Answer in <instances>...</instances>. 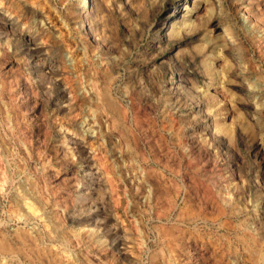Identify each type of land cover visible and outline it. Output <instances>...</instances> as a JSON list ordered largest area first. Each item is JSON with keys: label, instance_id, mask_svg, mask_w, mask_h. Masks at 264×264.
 <instances>
[{"label": "rangeland", "instance_id": "374dc122", "mask_svg": "<svg viewBox=\"0 0 264 264\" xmlns=\"http://www.w3.org/2000/svg\"><path fill=\"white\" fill-rule=\"evenodd\" d=\"M32 1L30 22L46 29L38 56L54 68L30 62L38 48L20 40L0 76V232L24 249L19 264H261L264 218L255 206L264 210V193L252 181L256 146L264 152V0H187L184 21L167 19L177 0H87L88 28L102 35L95 45L82 42L81 0ZM1 2L13 26L33 30ZM72 57L76 69L61 62ZM174 79L181 87L173 92ZM106 87L125 114L103 105ZM215 88L227 93V109ZM193 94L214 97L212 134L195 116ZM26 199L35 209L20 221Z\"/></svg>", "mask_w": 264, "mask_h": 264}, {"label": "bare ground", "instance_id": "6f19581e", "mask_svg": "<svg viewBox=\"0 0 264 264\" xmlns=\"http://www.w3.org/2000/svg\"><path fill=\"white\" fill-rule=\"evenodd\" d=\"M8 1V3H10V6H12V7H15L14 9H16L18 12H19V14H21L20 16H22L23 17V20H24V23L26 24V26L27 27H31V25H33V30H27V31H22L21 29L19 30V28L17 29L15 26H13V24H12V22H10V20H9V14H7L6 15V11L8 10V8H5V12L4 11H0V76H1V74L3 73V70H4V68L6 67V65H4L5 64V60H4V57H7L6 55H7V53L9 52V51H12L13 49V42L14 41H20V40H23V41H25L26 43H30V44H32V46L34 45V47L37 49L36 51V57L35 58H32V59H30L29 61L30 62H32L33 64H38L39 62V64H40V66L39 67H43V68H48V73H49V69H51V68H54V65L52 64V63H50V62H47V60L45 61L44 60V58L43 57H39L40 55H39V53H38V51H39V49L42 47H40V45H42V44H40V42H38V39H39V35H40V30H46V29H44L45 27H43L42 26V24H40V22L42 21L41 19V21H32V23H35V24H31V22H30V20H31V16H33L35 13H36V8H35V3L36 2H34L33 3V1L32 0H28V2H29V8H27V10H20L19 8L21 7V6H18L17 4H14L12 1H14V0H12V1H10V0H7ZM6 1V2H7ZM37 1V0H36ZM99 1V0H98ZM1 2V1H0ZM40 2V1H39ZM100 3H102L101 1H99ZM99 2H97V4L99 3ZM187 0H177V3H176V6H174L173 7V9H172V11H171V14H170V16H168L169 18H167L168 19V21H169V19H173V16H181L182 15V13L183 12H186V11H184L186 8H187ZM8 3H6V4H8ZM18 3V2H17ZM31 3V4H30ZM43 3V2H42ZM1 4H2V6H5L4 5V3H2L1 2ZM40 4V3H39ZM38 4V5H39ZM192 4V3H191ZM38 5H37V7H38ZM42 5V4H41ZM101 5V4H100ZM104 5V4H103ZM197 5V4H196ZM97 6V5H96ZM106 6V5H105ZM204 6V5H203ZM9 7V6H8ZM19 7V8H18ZM42 8L44 7L45 8V6H41ZM103 7V6H102ZM188 7H190V6H188ZM192 7H194V6H192ZM206 7V6H205ZM22 8V7H21ZM39 8H40V6H39ZM97 8H98V6H97ZM195 8V7H194ZM194 8H192V9H194ZM10 9V8H9ZM13 9V8H12ZM25 9V8H24ZM203 9H204V7H203ZM245 9V8H244ZM3 10V9H2ZM16 10H14V12L16 11ZM47 10V9H46ZM46 10H44V12L46 11ZM77 10L80 12V13H82L83 14V19H84V21H85V31H84V34L82 35V38L84 39V41H82V38H79V39H81V41L82 42H88L89 44H90V42H91V44L93 43V45H95L94 43H96L97 42V40L99 39V37L98 36H100V32L99 31H96L95 32V30L93 31V30H89V28H88V26H89V22L93 19V18H90V21H89V19H87V10H88V6H87V0H81V2L79 1V3L77 4ZM92 10V9H91ZM99 10H100V7H99ZM105 10V9H104ZM191 10V9H190ZM189 10V11H190ZM14 12H12L11 14L13 15V13ZM47 12V11H46ZM77 12V11H76ZM102 13V12H101ZM186 13H188V12H186ZM45 14V13H44ZM47 14V13H46ZM72 14V13H71ZM98 14V13H97ZM96 14V15H97ZM122 14V13H121ZM189 14V13H188ZM70 15V14H69ZM98 15H101V14H98ZM97 15V16H98ZM185 15V14H184ZM184 15H182V20H183V17H184ZM43 15H41V17H42ZM45 16V15H44ZM77 16V15H76ZM188 16V15H187ZM19 17V16H18ZM50 17V14H49V12H48V14H47V17L46 18H49ZM73 17V16H72ZM75 17V16H74ZM89 17V16H88ZM96 17V16H95ZM123 17V16H122ZM20 18V17H19ZM40 18V17H39ZM52 18H54V17H51L50 19H52ZM77 18H79V17H77ZM98 18V17H97ZM179 18V17H178ZM17 19V18H16ZM34 19V18H33ZM42 19H43V17H42ZM70 19V18H69ZM95 19V18H94ZM167 19H166V21L164 22V24L167 22ZM190 19V18H189ZM22 20V19H21ZM45 20V19H44ZM43 20V21H44ZM182 20H179V21H182ZM186 20V19H185ZM14 21V20H13ZM20 21V20H19ZM48 21V20H47ZM70 21V20H69ZM94 21V20H93ZM174 21V20H173ZM184 21V20H183ZM21 23H23V21H20ZM54 22V21H53ZM62 22V21H61ZM77 22H78V20H77ZM191 22V21H190ZM18 23V22H17ZM45 23H47V22H45ZM170 23V22H169ZM169 23H167V26H169ZM217 23V22H216ZM16 24V23H15ZM48 26L49 27H52V26H50L51 24H50V21H48ZM55 24V23H54ZM92 24V23H91ZM96 24V23H95ZM190 24V23H189ZM211 24H213V23H211ZM18 25V24H17ZM16 25V26H17ZM45 25V24H44ZM81 25H83V24H81ZM163 25V24H162ZM171 25V24H170ZM175 25V24H174ZM185 25V22H184V24H183V26ZM77 26V25H76ZM84 26V25H83ZM92 26H93V24H92ZM96 26V25H95ZM101 26V25H100ZM173 26V25H172ZM186 26V25H185ZM189 26V25H188ZM54 27V26H53ZM52 27V28H53ZM60 27V26H59ZM74 27V26H73ZM79 27V26H78ZM94 27V26H93ZM117 27V26H116ZM166 27V26H165ZM187 27V26H186ZM215 27V26H214ZM46 28H48V27H46ZM91 28V27H90ZM95 29H96V27H94ZM173 27H171V29H172ZM60 29V28H59ZM93 29V28H92ZM101 29H102V26H101ZM63 30V29H62ZM79 30V29H78ZM82 30V29H81ZM173 30V29H172ZM172 30H170V32H168L169 31V28H168V30H166V29H164L162 32L163 33H168V34H170V35H173V34H171V31ZM70 31V30H69ZM43 32V31H42ZM159 32V31H158ZM173 32V31H172ZM53 33H55V32H53ZM99 35H98V34ZM42 34V33H41ZM104 34V33H103ZM161 34V33H160ZM44 35H46L47 37L49 36V33H45ZM53 35V34H52ZM54 36V35H53ZM169 36V35H168ZM220 36H222L221 38H223V36L224 35H220ZM79 37V36H78ZM102 37V35L100 36V38ZM113 37V36H112ZM49 38V37H48ZM51 38V37H50ZM56 38V37H55ZM62 38V37H61ZM47 39V38H46ZM72 39V38H71ZM77 39V38H76ZM51 40V39H50ZM63 40V39H62ZM77 41V40H76ZM21 42V41H20ZM49 42V41H48ZM53 42V41H52ZM56 42V41H55ZM66 42V41H65ZM71 42V41H70ZM78 43L80 42V41H77ZM99 42V41H98ZM54 43V42H53ZM75 43V42H74ZM80 44H82L81 42H80ZM86 44V43H85ZM100 44H101V42H100ZM72 45V44H71ZM76 45V44H75ZM75 45H73V46H75ZM97 45V44H96ZM83 47H85V45L83 44L82 45ZM89 47V46H88ZM98 47V46H97ZM15 48V47H14ZM75 48V47H74ZM89 48H91V47H89ZM93 48V47H92ZM33 49V48H32ZM82 49V48H81ZM87 49V48H86ZM97 49V48H96ZM14 50H16V49H14ZM35 50V49H34ZM71 50V49H70ZM82 50H84V49H82ZM69 51V50H68ZM81 51V50H80ZM94 51H95V49H94ZM75 52V51H74ZM86 52V51H85ZM91 52H92V50H91ZM67 53V52H66ZM70 53V52H69ZM76 53V52H75ZM78 53V52H77ZM77 53H76V58L77 57H79V56H77ZM81 53H82V51H81ZM80 53V54H81ZM84 53V52H83ZM82 53V55H84V54H86L85 56H87V53H84L83 54ZM96 53V52H95ZM203 53V52H202ZM44 54V53H43ZM93 54V53H92ZM39 55V56H38ZM73 55V54H72ZM82 55H80V56H82ZM100 55V54H99ZM9 56V55H8ZM16 56V55H15ZM20 56V55H19ZM34 56V55H33ZM45 56V55H44ZM65 56V55H64ZM84 56V57H85ZM89 56H91V54H89ZM204 56V55H203ZM24 57V56H23ZM73 58L71 61L70 60H68V61H65V60H63L62 61V59H61V62H62V64H64V65H68V66H73L74 68H75V66H76V58ZM17 58V57H16ZM63 58V57H62ZM65 58H66V56H65ZM79 58H81V57H79ZM22 59V58H21ZM28 59V58H27ZM69 59V58H68ZM86 61H88V57H86ZM17 60V59H16ZM18 60H20L19 58H18ZM103 60V59H102ZM28 61V60H27ZM78 61V60H77ZM60 62V61H59ZM54 63V62H53ZM80 62H78V64H79ZM82 63V62H81ZM90 63V62H89ZM32 64V65H33ZM85 64H86V62H85ZM63 65V66H64ZM35 66V65H34ZM57 66V65H56ZM58 66H59V63H58ZM63 66H62V68H63ZM80 66V65H79ZM79 66H78V68H79ZM90 66V65H89ZM29 67V66H28ZM36 67V66H35ZM34 67V69H36ZM38 67V68H39ZM86 67V66H85ZM65 68H66V66H65ZM77 68V69H78ZM84 68V67H83ZM31 69V68H30ZM34 69H32V71L34 70ZM40 69H42V68H40ZM55 69H57V68H55ZM54 69V70H55ZM69 69V68H68ZM71 69V68H70ZM69 69V70H70ZM76 69V68H75ZM80 70H82L81 68H79ZM43 70V69H42ZM41 70V71H42ZM67 70V69H66ZM65 70V71H66ZM68 70V71H69ZM74 70V69H73ZM31 71V70H30ZM34 71H36V70H34ZM38 71H40V70H37V72ZM41 71H40V73H41ZM75 71V70H74ZM37 72H36V74H37ZM45 72V71H44ZM50 72H52V71H50ZM210 72H211V70H210ZM35 74V75H36ZM38 74H39V72H38ZM40 75V74H39ZM29 76V75H28ZM32 76V75H31ZM37 76V75H36ZM41 76H44V75H42V73H41ZM48 77H50V76H48ZM179 77H181V76H179ZM179 77H177V78H179ZM184 77V76H183ZM0 79H1V77H0ZM31 79V78H30ZM43 79H45V78H43ZM48 79V78H47ZM172 79V78H171ZM175 80V79H174ZM184 80V79H183ZM93 81V80H92ZM176 81V80H175ZM168 81V87L170 88V90L171 91H176V89H177V87L178 86H180L181 87V82H180V80H178V81ZM29 83V82H28ZM31 83V82H30ZM183 83V82H182ZM97 85V84H96ZM78 86V85H77ZM92 86V85H91ZM93 86L95 87V85L93 84ZM107 86V85H106ZM183 86H185V85H183ZM84 87H87V86H84ZM108 87V86H107ZM106 87V88H107ZM72 90H74L75 91V89H74V86H72ZM89 88V87H88ZM93 88V87H92ZM99 88V87H98ZM186 88V87H185ZM90 89V88H89ZM95 89H97V88H95ZM179 89V88H178ZM187 89V88H186ZM42 90V89H41ZM72 90H71V92H72ZM94 90V89H93ZM180 90V89H179ZM181 90H183V88L181 89ZM215 90H217V91H215L216 93H219V95H220V100L222 101L221 103H223V107H226L227 105H226V101H228L227 100V93H225L224 92V90H222L221 91V89L220 90H218V88H215ZM89 91V90H88ZM95 92H96V90H94ZM93 91V92H94ZM186 92H188L187 90H185ZM41 92V91H40ZM46 92H47V90H46ZM168 92H169V90H168ZM167 92V93H168ZM172 92V93H173ZM180 92V91H179ZM189 92H190V90H189ZM97 93H99L98 91H97ZM170 93V92H169ZM171 93V94H172ZM198 93V92H197ZM43 94V93H42ZM44 94H46V93H44ZM73 95L74 94H76V92H73L72 93ZM93 94V93H92ZM200 94V93H199ZM71 95V94H70ZM94 95H95V93H94ZM93 95V96H94ZM99 95V94H98ZM97 95V96H98ZM100 95H102V96H100L102 99H101V101L103 102V105H104V103L105 104H107L108 105V107L109 108H111L112 109V111L114 110V111H116L117 113H119L120 115H122L123 113L125 114V109L122 107V105L120 106V102L119 103H117V101L115 100L116 98H113V97H111L110 96V93L108 92V88L105 90V92L103 93V94H100ZM179 95V94H178ZM194 96L195 95H198V94H193ZM206 95V94H205ZM209 95V94H208ZM75 97L76 96H78V95H74ZM96 96V95H95ZM181 96H184V95H181ZM187 96V95H186ZM186 96H184V97H186ZM194 96H192V97H194ZM84 97V96H83ZM172 97V96H171ZM184 97H182V98H184ZM216 97V96H215ZM74 97H72V99H73ZM93 98H95V97H93ZM92 98V99H93ZM188 98H189V95H188ZM195 98V97H194ZM194 98H193V100H194ZM214 97L213 96H202V97H199V95L198 96H196V98H195V101L192 103L193 104V109L195 110V116H197L199 119H200V122H207V127H206V125H205V127L207 128V131H209L210 132V134H212L213 132H214V129H216L215 131H217V128H215L216 126H218L217 124L218 123H220L219 122V120H218V117L216 118V117H212L211 115H213V114H211V115H208V113L207 112H209V109L207 110L206 108H207V103L210 101V100H212ZM86 99V98H85ZM131 99V98H130ZM129 99V100H130ZM166 99V98H165ZM185 99V98H184ZM192 99V98H191ZM84 100V99H83ZM134 100V99H133ZM170 100V99H169ZM183 100V99H182ZM182 100H181V102L180 103H182ZM192 100V101H193ZM215 100H216V98H215ZM72 101V100H71ZM74 101V100H73ZM77 101V100H76ZM76 101H75V103H76ZM99 101H100V99H99ZM166 101V100H165ZM167 101H168V99H167ZM179 101V100H178ZM177 101V102H178ZM98 102V101H97ZM101 103V102H100ZM214 103V102H213ZM126 104V103H125ZM188 104V103H187ZM129 105V104H128ZM127 105V106H128ZM131 105V104H130ZM185 105V104H184ZM100 106H101V104H100ZM189 106V105H188ZM222 106V105H221ZM98 107V106H97ZM96 106H95V108H97ZM129 107V106H128ZM131 107L133 108V106H130V108L129 109H131ZM190 107V106H189ZM101 108H103V106L101 107ZM135 108V107H134ZM98 109H99V107H98ZM226 109H227V107H226ZM102 110V109H101ZM104 110V109H103ZM133 110V109H132ZM106 111V110H105ZM105 111H104V114H105ZM110 110H108L107 111V114H108V112H109ZM111 111V112H112ZM131 111V110H130ZM15 112V111H14ZM99 112V111H98ZM123 112V113H122ZM213 112V111H212ZM231 112V111H230ZM102 113V112H101ZM122 113V114H121ZM189 113V112H188ZM211 113V112H210ZM114 113H112V115H113ZM125 116V115H124ZM134 116V115H133ZM194 116V117H195ZM193 117V118H194ZM232 117V116H231ZM125 118V117H124ZM133 118L134 117H132V120H133ZM138 118V117H137ZM179 118V117H178ZM177 118V119H178ZM186 118V117H185ZM122 119V118H121ZM198 119V120H199ZM231 119V118H230ZM122 121H124V120H122ZM193 121V120H192ZM231 121V120H230ZM194 122H195V120H194ZM197 122V121H196ZM199 122V121H198ZM205 122V123H206ZM118 123V122H117ZM228 123V122H227ZM248 123V122H247ZM188 124V123H187ZM195 124V123H194ZM198 123H196L194 126H196ZM199 124H201V123H199ZM202 125V124H201ZM126 126V125H125ZM232 126V125H231ZM141 127V126H140ZM201 127V126H200ZM223 127V126H222ZM222 127L221 128H219L218 127V129H222ZM199 128V127H198ZM197 128V129H198ZM139 129V128H138ZM225 129V128H224ZM224 129H222V130H224ZM192 130V129H191ZM202 130H205V129H203V126H202ZM130 131V130H129ZM197 131V130H196ZM201 131V130H200ZM212 132V133H211ZM224 132V131H223ZM193 134H194V132H192ZM196 133H198V132H196ZM216 133V132H215ZM206 134V133H205ZM206 135H209V134H206ZM195 136V135H194ZM197 136V135H196ZM195 136V137H196ZM210 136V135H209ZM213 136V135H212ZM233 136V135H232ZM243 136V135H242ZM234 137V136H233ZM254 137V136H253ZM252 137V138H253ZM95 138V137H94ZM197 138V137H196ZM251 138V139H252ZM255 139V138H254ZM195 140V139H194ZM194 140H193V142H194ZM199 140V139H198ZM230 140V139H229ZM191 141V140H190ZM253 141V140H252ZM257 141V140H256ZM191 143H192V141H191ZM233 143V142H232ZM192 144H194V143H192ZM191 144V145H192ZM229 144V143H228ZM201 145V144H200ZM196 147H197V145H196ZM200 147V146H199ZM198 147V148H199ZM263 147V146H262ZM262 147H260V146H256V149H255V153L254 154H259L260 156H259V158H258V160L256 161H254V162H257V164H258V173L255 175V178L253 179V185L257 188V190L258 189H260V192H261V194L262 193H264V168H262V163L264 164V152L262 151ZM93 149V148H92ZM96 149H94V151H95ZM199 150V149H198ZM103 152H105V153H107L106 151H102V154H100L101 155V157H102V155H104L103 154ZM96 154H97V152H96ZM100 155H99V157H100ZM105 156H106V154H105ZM105 157L103 156V160H105L104 159ZM107 160V159H106ZM105 160V161H106ZM109 160V159H108ZM110 161V160H109ZM256 164V165H257ZM109 166V165H108ZM111 166V165H110ZM212 166H214L213 164H212ZM211 166V167H212ZM210 167V168H211ZM264 167V166H263ZM111 171V170H110ZM91 172V171H90ZM89 172V173H90ZM93 174V173H92ZM220 174V173H219ZM89 175H91V174H89ZM218 175V174H217ZM95 176H97V174L95 175ZM109 176V175H108ZM223 176V175H222ZM219 177V175L216 177V178H218ZM97 178H99V177H97ZM107 178V177H106ZM220 178V177H219ZM95 179V178H94ZM92 180V179H91ZM98 180V179H97ZM99 180H100V178H99ZM102 180V179H101ZM100 180V181H101ZM108 180V179H107ZM216 180V179H215ZM215 180H213L212 179V181L211 182H213L214 181V184H215ZM95 181V180H94ZM106 181V180H105ZM97 182V181H96ZM107 182H110V181H107ZM106 182V183H107ZM217 182H218V179H217ZM220 182V181H219ZM98 183V182H97ZM96 183V184H97ZM1 184V183H0ZM130 184H131V182H130ZM133 184V183H132ZM94 185V184H93ZM99 185L100 184H98V187H99ZM134 185H135V183H134ZM220 185H222V184H220ZM96 186V185H95ZM2 187V186H1ZM94 187V186H93ZM205 187H207V186H205ZM221 187V186H220ZM3 188V187H2ZM151 188V187H150ZM153 188V187H152ZM139 189V188H138ZM137 189V190H138ZM154 189H152V191H153ZM150 191V190H149ZM19 192V191H18ZM136 192V191H135ZM139 192V191H138ZM146 192V191H145ZM233 192V191H232ZM84 194V193H83ZM160 194H161V192H160ZM218 194V193H217ZM233 194V193H232ZM23 196V195H22ZM219 196H220V194H219ZM16 197V196H15ZM19 197V196H18ZM18 197H17V199H18ZM27 197V196H26ZM229 197V196H228ZM23 198H24V196H23ZM211 198H213V197H211ZM225 197H223V199H224ZM230 198V197H229ZM17 199H15L14 200V198H13V200H14V202L12 201H10V204L11 203H15V201L17 200ZM221 199V198H220ZM223 199H221L222 201H223ZM11 200V199H10ZM20 200H22V199H20L19 198V201ZM27 200L28 199H26V202H27ZM189 200V199H188ZM226 200H227V198H225L224 199V201H225V203H227L226 202ZM173 202L172 203H175V201L174 200H172ZM208 201H213V200H209L208 199ZM228 201V200H227ZM190 202V201H189ZM209 202V203H210ZM214 202V201H213ZM259 202V201H258ZM25 203V202H24ZM28 203V202H27ZM27 203H26V205L25 206H22L21 205V207L19 206V204H20V202H19V204H17V202H16V204L19 206V208H20V210H19V208L15 211L16 212V216H17V219H19L20 221L21 220H25L26 219V213L28 212V211H30V210H33V209H35V208H33V206H32V204H34V203H31V204H29L28 203V205H27ZM215 203H216V201H215ZM215 203H213V204H215ZM229 203V202H228ZM177 203H175V205H176ZM218 204V203H217ZM224 204V203H223ZM230 204V203H229ZM260 204V203H259ZM15 205V204H14ZM173 205V204H172ZM175 205H173V206H175ZM187 206V205H186ZM193 206V205H192ZM195 206V205H194ZM218 206V212H220L221 214L223 213V211H224V208L221 206L220 207V204L219 205H217ZM235 206V205H234ZM177 207H178V205H177ZM255 207H258L257 208V210L258 211H261V213H262V215L259 213V216H260V219H262V218H264V210H261L262 208L258 205V203H257V205L255 206ZM10 208H11V205H10ZM9 208V209H10ZM23 208V209H22ZM27 208V209H26ZM198 208H199V205H198ZM217 208V207H216ZM235 208V207H234ZM15 209H16V206H15ZM178 209H180V212H182V214L183 213H185V214H188V213H192L193 211L191 210V209H187V208H184L183 206H180ZM193 209V208H192ZM194 209H195V207H194ZM201 209V208H200ZM13 210V209H12ZM26 210V211H25ZM28 210V211H27ZM214 210V209H213ZM216 210V211H217ZM34 211V210H33ZM201 211V210H200ZM217 212V213H218ZM32 213H34V215H35V212H32ZM181 214V213H180ZM199 214V213H198ZM29 215V214H28ZM38 215H39V213H38ZM208 215V214H207ZM218 215H219V213H218ZM194 216V215H193ZM213 216V215H212ZM12 217V216H11ZM35 217V216H34ZM214 217V216H213ZM219 217V216H218ZM259 218V217H258ZM17 219H15V220H17ZM32 219V218H31ZM30 219V220H31ZM36 219H38V217L36 218ZM33 220V219H32ZM228 220V219H227ZM263 220V219H262ZM28 221V220H27ZM26 221V222H27ZM224 221V220H223ZM23 223V222H22ZM25 224V223H24ZM35 225V224H34ZM18 226V225H17ZM252 227V226H251ZM19 228V227H18ZM20 228H21V226H20ZM255 229V228H254ZM15 230H17L16 228H15ZM117 230V229H116ZM19 231V230H18ZM25 231V230H24ZM27 231V230H26ZM25 231V232H26ZM12 232H13V230H12ZM14 233H15V231H14ZM18 233V232H17ZM22 234H24L23 232H21ZM262 234L264 233V232H261ZM9 234V233H8ZM21 234V235H22ZM29 234V233H28ZM28 234L27 235H25L24 234V236H28ZM14 235V234H13ZM17 235V234H16ZM20 235V236H21ZM18 236H19V234H18ZM19 238V237H18ZM26 238V241H28L27 240V237H25ZM33 238V237H32ZM31 238V239H32ZM241 238H243V237H241ZM21 239V238H20ZM34 239V238H33ZM32 239V240H33ZM243 240V239H242ZM31 241V240H30ZM33 242H35V240L33 241ZM33 242H30V243H33ZM18 243V242H17ZM19 243H20V241H19ZM245 243V242H244ZM254 243V242H253ZM20 244H25L24 243V241L22 240L21 241V243ZM35 244V243H34ZM37 244V243H36ZM29 245V243L26 245V247ZM38 245V244H37ZM36 245V246H37ZM245 246V245H244ZM257 246V245H256ZM35 247V246H34ZM245 247H247L248 248V246H245ZM251 247V246H250ZM29 248V247H28ZM31 248H33L32 246H31ZM31 248L29 249L30 251H31ZM189 248V247H188ZM260 248H262L261 246H260ZM260 248H258L257 250H255L256 251V256H255V261H258V262H260L261 264H264V248L263 249H260ZM36 249V248H35ZM38 249H39V246H38ZM174 249V248H173ZM250 249V248H249ZM24 249H22V247H21V245H19V244H16V243H14V242H12L11 240H10V238L7 236V233H2V232H0V264H19V259L18 258H20V254H22V253H24V251H23ZM34 250V248L32 249V251ZM37 250V249H36ZM36 250L34 251V252H36ZM40 250V249H39ZM171 250V249H170ZM26 252V251H25ZM45 252V251H44ZM30 253V252H29ZM37 253V252H36ZM38 253H39V251H38ZM37 253V254H38ZM8 254H10V256H11V259L10 260H8V261H6V262H3L2 261V259H1V256H5V255H8ZM26 255H27V253H25ZM254 254V253H253ZM29 255V257H30V254H28ZM39 255V254H38ZM35 256V255H34ZM189 256V255H188ZM254 256V255H253ZM38 257V256H37ZM36 257V258H37ZM55 257V256H54ZM39 258H40V256H39ZM38 258V259H39ZM46 258H47V256H46ZM250 258V257H249ZM55 258H52V261H56V259L54 260ZM247 259V258H246ZM35 260V259H34ZM40 260V259H39ZM38 260V261H39ZM251 260V259H250ZM254 260H252V261H254ZM43 261V260H42ZM48 261V260H47ZM249 261V260H248ZM239 262V261H238ZM34 263V262H33ZM32 263V264H33ZM36 263V262H35ZM44 263V262H43ZM242 264V263H241ZM244 264V263H243ZM248 264H250V263H248Z\"/></svg>", "mask_w": 264, "mask_h": 264}]
</instances>
